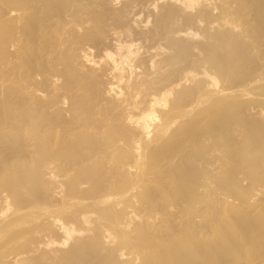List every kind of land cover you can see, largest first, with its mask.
<instances>
[{"label": "bare ground", "instance_id": "obj_1", "mask_svg": "<svg viewBox=\"0 0 264 264\" xmlns=\"http://www.w3.org/2000/svg\"><path fill=\"white\" fill-rule=\"evenodd\" d=\"M0 264H264V0H0Z\"/></svg>", "mask_w": 264, "mask_h": 264}]
</instances>
